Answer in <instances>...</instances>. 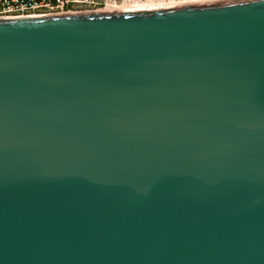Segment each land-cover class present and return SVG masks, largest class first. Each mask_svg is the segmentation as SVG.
<instances>
[{
  "label": "water",
  "instance_id": "obj_1",
  "mask_svg": "<svg viewBox=\"0 0 264 264\" xmlns=\"http://www.w3.org/2000/svg\"><path fill=\"white\" fill-rule=\"evenodd\" d=\"M0 264H264V0L0 18Z\"/></svg>",
  "mask_w": 264,
  "mask_h": 264
},
{
  "label": "built area",
  "instance_id": "obj_2",
  "mask_svg": "<svg viewBox=\"0 0 264 264\" xmlns=\"http://www.w3.org/2000/svg\"><path fill=\"white\" fill-rule=\"evenodd\" d=\"M100 0H0V18L99 10ZM104 6V7H105Z\"/></svg>",
  "mask_w": 264,
  "mask_h": 264
},
{
  "label": "bare ground",
  "instance_id": "obj_3",
  "mask_svg": "<svg viewBox=\"0 0 264 264\" xmlns=\"http://www.w3.org/2000/svg\"><path fill=\"white\" fill-rule=\"evenodd\" d=\"M240 0H123L120 3H107L104 8L99 11L114 12V11H137L151 10L159 8L190 6L198 4L223 3Z\"/></svg>",
  "mask_w": 264,
  "mask_h": 264
},
{
  "label": "rangeland",
  "instance_id": "obj_4",
  "mask_svg": "<svg viewBox=\"0 0 264 264\" xmlns=\"http://www.w3.org/2000/svg\"><path fill=\"white\" fill-rule=\"evenodd\" d=\"M100 1H102V2H106V1H108L109 3H113V2L120 3V2H122L123 0H100ZM104 6H105V4L103 3V4H102V7L104 8Z\"/></svg>",
  "mask_w": 264,
  "mask_h": 264
}]
</instances>
